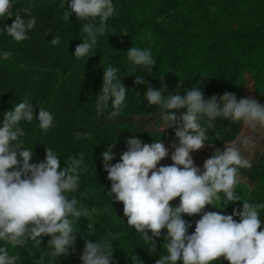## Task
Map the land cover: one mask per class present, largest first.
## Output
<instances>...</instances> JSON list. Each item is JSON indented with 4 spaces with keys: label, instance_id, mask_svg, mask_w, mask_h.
<instances>
[{
    "label": "trees",
    "instance_id": "16d2710c",
    "mask_svg": "<svg viewBox=\"0 0 264 264\" xmlns=\"http://www.w3.org/2000/svg\"><path fill=\"white\" fill-rule=\"evenodd\" d=\"M29 3L37 5L42 12L40 17L30 10L37 20L31 31L36 40L16 43L6 35L0 36V50L12 53L9 59H0V118L14 103L25 99L37 107V115L40 106L48 109L54 116L48 132H42L35 120L20 125L26 132L21 138L24 147L34 154L31 163L45 161L46 147L61 158L62 167L71 154H82L77 170L78 189L68 195L79 201V207L92 212L95 237L90 239L112 244V259L116 264H132L133 255L137 257L136 264H156L159 256L167 254L166 229L161 230L160 237L147 241L143 234L127 225L122 202L112 204L107 194L111 181L107 179L101 154L109 143H117L113 148L115 159L111 161L115 164L127 151V139L139 138L146 144L156 140L169 148V156L157 167L173 163L172 144L178 143L175 128L165 129L161 109L144 100L149 86L166 89L165 94L178 92L183 96L198 84L205 99L228 92L234 93L238 100L253 98L264 104V0H113L114 15L92 49L94 56L87 61L73 56L76 46L87 35L82 31L84 21H78L75 14L69 21L63 20L60 0H16L14 10ZM21 16L26 18L25 13ZM14 18L0 22V27L11 25ZM55 35L60 37L58 45L50 43ZM134 46L151 49L156 62L152 72L142 70L128 59L126 52ZM109 66L116 68L117 79L128 89L126 106L112 119L110 103L100 114L95 107L103 69ZM132 72L140 74L147 83L135 84L136 74ZM182 112L186 109L176 111L177 116ZM246 129L249 136L264 146V129L253 133L242 123L216 120L205 141L210 144L200 149L206 153L205 161L217 149L223 151L226 142L236 145ZM191 155L195 166L203 171L204 161L198 160L199 154ZM242 155L251 167L239 169L236 191L242 200L264 203V148ZM171 203L177 206L179 197ZM241 206L243 201H237V208L242 211ZM204 211L219 212L211 205H206ZM258 212L264 222V209ZM219 213L233 212L226 207ZM200 215L182 214L192 225L188 234L194 232ZM234 219L239 222L238 216ZM87 224L83 217L75 221L73 227L78 232L74 233L77 237L74 250L70 249L65 257H49V236H42L40 246L32 241L16 248L0 241V246L18 257L17 264H36L42 256L44 264H82L80 256ZM261 230L264 223L258 229ZM148 234L151 237L150 231ZM218 264L230 262L220 257Z\"/></svg>",
    "mask_w": 264,
    "mask_h": 264
},
{
    "label": "clouds",
    "instance_id": "9594fccd",
    "mask_svg": "<svg viewBox=\"0 0 264 264\" xmlns=\"http://www.w3.org/2000/svg\"><path fill=\"white\" fill-rule=\"evenodd\" d=\"M15 3L16 0H0V22L15 17L11 25L0 27V36L6 35L16 43L36 40L31 31L37 20L30 10L42 17L40 8L29 3L25 8L14 10ZM60 7L64 9L63 20L69 21L75 14L78 21H84L82 31L87 35L83 43L76 46L73 56L87 61L94 56L92 49L114 15L113 0H70V3L60 0ZM21 13H25L26 18ZM50 43L58 45L60 37L55 35ZM126 54L133 64L152 72L156 62L150 48L134 46ZM11 56V52L0 50V59ZM134 83L143 85L147 81L136 74ZM127 91L117 79L115 67L103 69L102 87L95 103L97 113H102L110 103L109 118L118 117L126 106ZM165 93L166 89L149 86L144 100L161 109L160 118L165 129L175 128L178 143L172 144L173 163L157 167L169 156V148L163 142L153 140L146 144L139 138H129L125 141L127 151L120 155L119 162L111 164L117 143H109L101 156L107 179L111 181L107 194L112 204L122 202L127 225L143 234L147 241L160 237L161 230L166 229L164 247L167 254L159 256L156 264H178V261L182 264H218L220 257L230 264H264V230L258 231L264 223L258 209H264V203L242 200L236 191L240 182L239 169L250 168L249 160L243 157L240 148L229 142L223 151L217 149L204 162L203 171L195 166L191 155L210 144L205 142L208 130L215 127L218 119L242 123L253 133L264 129V104L253 98L238 100L234 93L228 92L205 99L198 84L183 96L178 92ZM36 108L25 99L14 103L0 118V241L13 248L25 246L29 241L40 246L42 236H49V257H65L70 249L74 250L77 239L74 233L78 231L73 225L83 217L88 224L80 256L82 264H116L112 259V244L90 239L95 237L92 212L79 207V201L68 195L78 189L77 170L83 155L71 154L65 161L66 166L62 167L61 158L46 147L45 161L31 163L34 154L24 147L21 138L26 132L20 126L21 122L38 121V127L46 133L54 121L48 109L40 106L37 115ZM181 109L186 112L177 116L176 111ZM238 139L244 148L255 144L254 136ZM177 197L179 204L173 207L171 202ZM237 201H243L242 211L234 208L231 215L204 211L206 205L224 209ZM182 214L190 217L202 214L192 234H188L192 225L182 218ZM234 216L239 217V222ZM17 259L9 254L7 247L0 246V264H17ZM136 260L133 255L132 264H136ZM36 264H44L43 256Z\"/></svg>",
    "mask_w": 264,
    "mask_h": 264
},
{
    "label": "rangeland",
    "instance_id": "374dc122",
    "mask_svg": "<svg viewBox=\"0 0 264 264\" xmlns=\"http://www.w3.org/2000/svg\"><path fill=\"white\" fill-rule=\"evenodd\" d=\"M243 136H249V133H248L247 129L244 131V133H243V135H242L241 137H243ZM235 144H236V145H233V146H235V147H237V148H240L241 153H245V154H247V152L250 153V151H251V150H254V149L259 150V149H263V148H264L263 144H262L261 142H257V141H255V144H254L253 146L249 147V148H244V147L240 144L239 141L236 142ZM194 153L200 155V156L198 155V160H199V161H204V162H205V159H204V158H205V155H206L205 152H201V150H200V152H199V151H194ZM222 195H223V193H222ZM221 200H222V199H221ZM218 203H220V202H218ZM233 207H234V208H237V202H235V203H233V204H229V205L227 206V208H228L230 211H232V212H233ZM241 209H242V207H241ZM218 210H219V212H221V208H218Z\"/></svg>",
    "mask_w": 264,
    "mask_h": 264
}]
</instances>
